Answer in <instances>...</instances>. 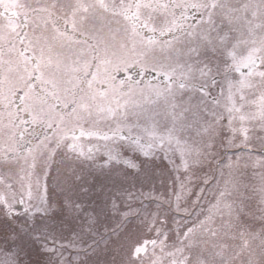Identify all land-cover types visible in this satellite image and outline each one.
<instances>
[{
    "label": "snow or ice",
    "instance_id": "snow-or-ice-1",
    "mask_svg": "<svg viewBox=\"0 0 264 264\" xmlns=\"http://www.w3.org/2000/svg\"><path fill=\"white\" fill-rule=\"evenodd\" d=\"M0 250L264 264V0H0Z\"/></svg>",
    "mask_w": 264,
    "mask_h": 264
},
{
    "label": "rangeland",
    "instance_id": "rangeland-1",
    "mask_svg": "<svg viewBox=\"0 0 264 264\" xmlns=\"http://www.w3.org/2000/svg\"><path fill=\"white\" fill-rule=\"evenodd\" d=\"M225 2L226 3L239 4V3L245 2V0H225ZM247 2H250V3H258L259 0H247ZM117 167L123 168L120 165H118ZM151 210H152V208H149V211H151ZM255 223H256V226L258 228L259 227V221L257 220ZM133 227H135V225H133ZM4 258H5V256H4L3 252H2V250H0V259H4Z\"/></svg>",
    "mask_w": 264,
    "mask_h": 264
},
{
    "label": "trees",
    "instance_id": "trees-1",
    "mask_svg": "<svg viewBox=\"0 0 264 264\" xmlns=\"http://www.w3.org/2000/svg\"><path fill=\"white\" fill-rule=\"evenodd\" d=\"M126 156H128V157H130V158H133L134 159V157H131V154L130 153H127V154H125ZM98 162L100 163V164H103V163H105V161H106V157L105 156H103V155H100V156H98ZM138 162V161H137ZM121 167H124L123 165H120Z\"/></svg>",
    "mask_w": 264,
    "mask_h": 264
},
{
    "label": "flooded vegetation",
    "instance_id": "flooded-vegetation-1",
    "mask_svg": "<svg viewBox=\"0 0 264 264\" xmlns=\"http://www.w3.org/2000/svg\"><path fill=\"white\" fill-rule=\"evenodd\" d=\"M119 75H120V77H123V76H124V74H123V73H120Z\"/></svg>",
    "mask_w": 264,
    "mask_h": 264
}]
</instances>
